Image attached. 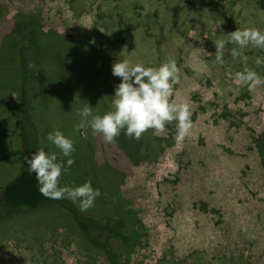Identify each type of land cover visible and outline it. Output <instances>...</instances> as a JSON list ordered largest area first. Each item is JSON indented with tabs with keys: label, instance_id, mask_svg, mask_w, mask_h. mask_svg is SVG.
<instances>
[{
	"label": "rangeland",
	"instance_id": "rangeland-1",
	"mask_svg": "<svg viewBox=\"0 0 264 264\" xmlns=\"http://www.w3.org/2000/svg\"><path fill=\"white\" fill-rule=\"evenodd\" d=\"M29 27L40 32L33 46L22 37ZM252 27L264 31V0H0V44L14 31L16 43L30 47L29 127L57 162L75 161L60 186L90 180L101 196L87 211L125 221L130 241L113 243L118 264H264V85L250 90L237 83L233 76L245 67L231 56L237 46L226 44L220 65L213 42ZM243 53L247 67L264 78V64L255 63L264 49ZM169 57L180 69L169 99L188 103L193 127L182 143L175 140L156 161H141L122 178L128 160L90 127L74 132L83 120L78 113L86 104L93 115L108 112L121 82L112 75L117 60L159 67ZM22 116L19 94L0 99V201L4 187L29 168ZM56 130L74 141L70 157L47 139ZM175 131L172 121L154 134L175 138ZM97 164L107 166L104 179ZM114 177L119 192L103 189L101 178L109 184ZM0 264L109 260L70 214L50 205L0 222Z\"/></svg>",
	"mask_w": 264,
	"mask_h": 264
},
{
	"label": "clouds",
	"instance_id": "clouds-1",
	"mask_svg": "<svg viewBox=\"0 0 264 264\" xmlns=\"http://www.w3.org/2000/svg\"><path fill=\"white\" fill-rule=\"evenodd\" d=\"M226 36L227 40L213 41L216 48L215 63L223 65L226 44H234L237 47L231 49V56L242 60L245 67L242 72H236L233 79L237 83L247 84L250 90L264 85V78L247 67L249 58L243 53V49L249 46L264 49V31L255 27L243 30L238 28ZM255 63L257 66L264 64V57H257ZM112 75L121 79L114 87L115 94L111 97L112 110L102 116L93 115L92 107L86 104L78 113L83 120L74 126V132L87 126L94 134H101L105 143L114 144L122 130L127 138L140 140L149 129L160 133L165 130L166 123L176 121L175 140L178 144L185 140L193 127L190 107L186 102L176 103L169 99L173 95V85L180 80V69L174 58L169 57L159 67H145L140 63L133 64L120 59L113 63ZM47 139L64 157H70L75 151L74 141L66 138L59 130L49 133ZM57 161L55 153L48 154L44 149L33 153L31 158L26 157L29 171L35 174L40 185V193L53 200L66 198L73 203L79 201L81 211L93 207L95 200L101 196L100 190L93 189L90 180L76 187L60 186L62 172H67L75 161L69 158L67 167Z\"/></svg>",
	"mask_w": 264,
	"mask_h": 264
},
{
	"label": "trees",
	"instance_id": "trees-1",
	"mask_svg": "<svg viewBox=\"0 0 264 264\" xmlns=\"http://www.w3.org/2000/svg\"><path fill=\"white\" fill-rule=\"evenodd\" d=\"M18 29L22 30L25 28H23V25H19L17 26ZM13 33L14 31L11 35ZM38 33L40 32H38L37 28L29 27L27 32L22 34V37L29 39V46H33L36 44L35 39L38 37ZM47 34H55V32L51 31ZM11 35H4L0 44V99H6L7 94L18 92L23 108L21 134L24 151L31 157L33 153L43 149L38 142L37 131L29 127L30 100L32 99L35 70L31 67L29 59L30 47L20 46ZM50 42L53 41H47V45ZM9 61L14 65L11 68H9ZM106 110H112L111 104L107 105ZM174 142V134L167 138H160L155 136L154 129H149L142 135L140 140L127 138L125 131L122 130L114 143L122 153V157L127 159L130 164L123 167L125 173L122 178L131 174L133 165H137L141 161H156L165 148L172 146ZM93 156H95L94 152ZM106 167L103 164L96 165L97 172L102 178L104 173L106 174ZM119 172H114L115 177H120ZM115 177L109 181V184H106L103 180L104 178H101L103 189L110 192L112 188L119 192L121 181L117 183V181H114L116 180ZM39 187L35 174L31 173L29 168L22 169L4 187L1 193L0 222L24 212L39 211L50 205H58L72 216L92 248L101 251L108 258L109 264H118L119 255L113 243L115 241H130V236L124 231L125 221L122 218H103L90 214L88 211H81L79 204L77 202L73 203L70 199L53 200L46 198L40 193Z\"/></svg>",
	"mask_w": 264,
	"mask_h": 264
},
{
	"label": "crops",
	"instance_id": "crops-1",
	"mask_svg": "<svg viewBox=\"0 0 264 264\" xmlns=\"http://www.w3.org/2000/svg\"><path fill=\"white\" fill-rule=\"evenodd\" d=\"M10 94H14L15 96H17L18 92H13V93H10Z\"/></svg>",
	"mask_w": 264,
	"mask_h": 264
}]
</instances>
